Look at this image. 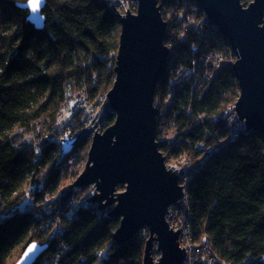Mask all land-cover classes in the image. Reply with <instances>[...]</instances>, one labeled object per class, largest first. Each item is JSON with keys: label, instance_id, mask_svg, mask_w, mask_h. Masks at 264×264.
<instances>
[{"label": "trees", "instance_id": "obj_1", "mask_svg": "<svg viewBox=\"0 0 264 264\" xmlns=\"http://www.w3.org/2000/svg\"><path fill=\"white\" fill-rule=\"evenodd\" d=\"M27 1L0 0V264H15L13 260L32 242L47 247L34 264H41L49 252L54 253L53 264H143L148 230L117 246L113 235L120 218L87 205L89 187L75 191L74 202L83 200L77 208L71 207L72 200L47 201L46 196L77 178L76 173L62 172L57 159L61 148L55 138H49L41 150L17 147L14 142L19 130L31 131L37 121L50 128L56 125L76 92L94 101L111 89L121 34L119 17L105 0H46L45 25L37 30L28 21L29 12L17 5ZM252 1L241 0L245 7ZM159 5L168 23L166 44L174 28L171 19L177 20L179 10H192L189 14L202 18L195 21L199 28L187 24L183 32L179 27L185 40L173 43L183 57L168 67L155 95L161 103L172 96L165 120L156 103L161 152L167 162L185 157L191 163L174 167L187 170L181 185L193 239L208 240L219 264H246L250 259L264 264V138L254 131H238L237 122L225 115L240 95L232 68L215 70L203 87L199 79L192 84H168L169 72L182 68L201 73L205 56L231 48L204 21L206 16L195 1L159 0ZM72 114L74 120L84 116L81 111ZM114 120L110 118L107 126ZM103 125L102 129L107 127ZM167 126L175 132L173 140L165 138ZM54 219L64 228L60 241L68 251L62 256L53 249L57 238L52 224H58ZM153 256L157 259L160 254L155 251Z\"/></svg>", "mask_w": 264, "mask_h": 264}, {"label": "water", "instance_id": "obj_2", "mask_svg": "<svg viewBox=\"0 0 264 264\" xmlns=\"http://www.w3.org/2000/svg\"><path fill=\"white\" fill-rule=\"evenodd\" d=\"M137 13L119 15L121 34L115 61V81L94 121L74 138L61 139V152L71 155L89 136L91 146L83 172L60 193L67 203L76 189L94 186L87 205H97L108 217L120 218L113 235L123 246L148 230L143 264H183L185 249L179 245V231L170 228V208H177L184 221L189 214L188 199L181 185L187 170L168 166L157 140L155 95L165 78L170 50L165 44L167 21L159 0H136ZM209 22L229 44L236 61L232 70L240 95L235 112L246 130L264 138V0L247 7L241 0H193ZM29 12L28 21L41 30L45 25L40 0L33 11L31 0L18 3ZM114 117L99 132L97 127ZM123 187V191H119ZM32 245L35 248L29 251ZM32 242L16 264H34L46 250ZM160 254L155 259L154 252ZM27 252V256L25 253Z\"/></svg>", "mask_w": 264, "mask_h": 264}, {"label": "rangeland", "instance_id": "obj_3", "mask_svg": "<svg viewBox=\"0 0 264 264\" xmlns=\"http://www.w3.org/2000/svg\"><path fill=\"white\" fill-rule=\"evenodd\" d=\"M191 12H192V10L188 11V12H187V10H179L176 14H179L181 16L178 15L176 17L177 20L171 19V23H173L174 28H172L170 30V34H171L170 43H173V42L177 43L179 40H181V41L185 40V38H183V32H184V30L185 31L188 30V25L187 24H189V25L193 24L192 26H189V27H197V28H199L198 27L199 23L198 22L195 23V21L201 20L202 18L200 19V16L196 17V16H194L192 14H189ZM172 16L173 15H171V17ZM204 21L205 22L206 21L209 22V20L207 19V16L204 19ZM179 27L183 31V32L181 31L182 32L181 34H179V32H178L179 31ZM172 36H173V39H172ZM230 51L232 52V50H230ZM176 55H178L177 57L175 56L176 59L180 60V58L182 57V53H180L179 49L177 50V54ZM236 59L237 58L235 56V61H236ZM222 68H229V66H224V67H221L220 69H222ZM202 69L204 70V67H203V64H202V60H201V70ZM203 70L200 73V69H199L198 71L195 72V74H193L192 72H189L186 69L177 68L174 72H171V73L169 72L168 84L170 86H175L176 84H192L194 81H197L198 79L201 80L203 78V74H204ZM217 70H219V69H217ZM105 96H106V94H104V96L101 95L100 97L102 98V100H105ZM80 98H82L81 95H79L76 92L74 97L71 98V103L68 104L67 107H65V109L60 113V116L58 117L56 125H54L52 128H50L49 125H46V122L44 123L43 121H37L31 127L32 128L31 131L19 130L14 136L15 146H17V147L31 146L32 148H34L36 150H41V147L44 145V143L49 138H55L59 142V145H60V148H61V144L60 143H61V139L62 138L63 139L66 138V137H68L70 139L74 138L77 134H79L84 129H86L92 123V121H94V119H95V118L94 119H90V117L87 116V112L85 110H79L77 108L76 102ZM91 102H93V103L98 102V99H95L94 101H91ZM93 103H91V104H93ZM156 103H158V105H161L160 116H161V118H163L162 120H165L164 116L169 111L171 103H172L171 94L162 103L160 101H155V105H156ZM156 107H157V105H156ZM77 111H81L84 114V116L82 114H80L81 116L79 117V119L78 120L77 119L74 120V119H72V115H73L72 113L73 112H77ZM103 124L105 126H107V121H105ZM104 129H102L101 125L97 127V130L99 132H103ZM60 130H63V132L58 133ZM167 131L163 132V133H166L165 138H167L168 140H173V138L176 137V135H175V132L172 129V127L169 128ZM165 138H161V142H165L166 141ZM86 139H89V141H87V145L84 148L75 150L73 152L74 154L73 155L71 154L68 157V159L64 160V162L62 160L66 156H64L62 154V152L59 154L57 159H58V162L60 164L59 163L58 164H59V166H60V168H61L63 173H67L70 176L72 174L76 173L77 177H78L83 172V170H84V168L86 166L87 160H88V152H89V149H90V146H91V136H89ZM181 141H182V139L177 140L176 144H179ZM158 142L160 143L159 140H158ZM59 160L62 161V162H60ZM178 164H180V165H182V164L183 165H191V163L186 161L185 157H182V158L180 157V158H178V160H170V161L167 162L168 166H177ZM76 179L77 178H75L74 180L69 182V184L73 183ZM69 184H67V185H69ZM41 185L43 186V184H41ZM41 185H40V188H41ZM62 189H59V190L55 191L50 196L49 195L46 196L47 201L51 202V201L56 200L57 197L60 198V193H61ZM94 190H95L94 186L89 187L87 189V191L85 190L86 194L89 193L87 198H89L90 196L93 195ZM123 190H124V188L119 190V191H123ZM74 196H75V193H74L73 197L69 201L72 200L70 202L71 207L77 208L81 204V202L83 200H77L76 202H74ZM38 216H40V215H38ZM54 222H55V219H54ZM52 225H55L54 236L57 238V241H56L55 246H54L53 249H56L57 248V243L60 240L59 235L56 234V233L57 232H61V230H64V228L61 225H57L55 223L52 224ZM47 226H50V225L48 224V225H46V227ZM42 228H44V227H42ZM21 256L22 255H20L18 259H14L13 262L16 264L18 262V260L21 258ZM155 259H156V257H155ZM248 263L254 264L255 260L254 259H250V260H248L246 262V264H248Z\"/></svg>", "mask_w": 264, "mask_h": 264}, {"label": "built area", "instance_id": "obj_4", "mask_svg": "<svg viewBox=\"0 0 264 264\" xmlns=\"http://www.w3.org/2000/svg\"><path fill=\"white\" fill-rule=\"evenodd\" d=\"M105 1L114 10L116 14L118 13L121 16H125L127 10H129V12L133 14L137 13L138 4L136 0H105ZM210 25L213 26L212 24ZM181 33L182 32L180 31L179 34ZM218 39L221 40L222 44H227L226 40L222 36H220ZM166 46L170 50V56L168 59V63H169V67H171L175 63V60L177 61L176 57L178 55L176 54H177L178 47L176 46L175 43H170V42L169 44H166ZM234 63H235V56L233 52L231 51L209 53L207 56H205L202 59V64L204 67V70L203 69L202 70L204 74H203V78L200 80L201 81L200 87H203L205 83L208 82L212 78L213 72L215 70L220 69L221 67H224V66H229L232 68ZM189 72H192V71H189ZM97 99H98V102L93 103L89 101L87 98L82 97L78 99L76 102L77 108L79 110H85L87 112V116L90 117V119H94L96 114L99 112L101 105L104 102V100H102L100 96ZM91 103H93L94 105ZM234 108H235V104L228 107L225 110V115L227 116V119L237 122L236 125H237L238 131L246 129L244 123L238 120ZM167 220L169 222L170 228H172L175 231L180 230L179 240H178L179 245L182 249L183 248L185 249V252L187 255L183 264H219L218 260L215 258L213 254L211 245L208 240H205L204 242L194 241L193 235H192V229H191L190 213L188 214V216L185 218V221H184V217L182 213L177 208L172 207L169 209V216L167 217ZM55 221H58L57 225H61L58 219H55ZM56 234H58L59 237H61V235L63 234V230H61V232H57ZM56 250L62 256L67 253L68 248L64 246L62 242L59 240L57 243ZM52 257H54L53 253L49 252V254L46 255V257L44 258L41 264H53L54 261Z\"/></svg>", "mask_w": 264, "mask_h": 264}, {"label": "snow or ice", "instance_id": "obj_5", "mask_svg": "<svg viewBox=\"0 0 264 264\" xmlns=\"http://www.w3.org/2000/svg\"><path fill=\"white\" fill-rule=\"evenodd\" d=\"M31 3H32L33 11H35L40 3V0H31ZM34 248H35V245H32L29 251H31ZM25 256H27V252L25 253Z\"/></svg>", "mask_w": 264, "mask_h": 264}]
</instances>
